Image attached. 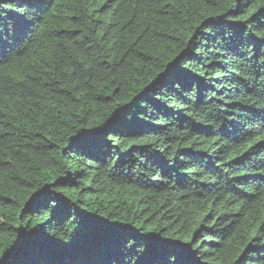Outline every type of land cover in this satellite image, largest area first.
<instances>
[{
    "label": "trees",
    "instance_id": "1",
    "mask_svg": "<svg viewBox=\"0 0 264 264\" xmlns=\"http://www.w3.org/2000/svg\"><path fill=\"white\" fill-rule=\"evenodd\" d=\"M0 264H264V0H0Z\"/></svg>",
    "mask_w": 264,
    "mask_h": 264
},
{
    "label": "snow or ice",
    "instance_id": "2",
    "mask_svg": "<svg viewBox=\"0 0 264 264\" xmlns=\"http://www.w3.org/2000/svg\"><path fill=\"white\" fill-rule=\"evenodd\" d=\"M41 2H42V0H41Z\"/></svg>",
    "mask_w": 264,
    "mask_h": 264
}]
</instances>
